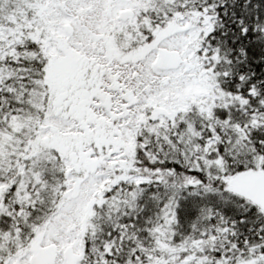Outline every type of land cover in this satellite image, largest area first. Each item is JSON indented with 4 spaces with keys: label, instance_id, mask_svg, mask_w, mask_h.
Masks as SVG:
<instances>
[{
    "label": "snow or ice",
    "instance_id": "1",
    "mask_svg": "<svg viewBox=\"0 0 264 264\" xmlns=\"http://www.w3.org/2000/svg\"><path fill=\"white\" fill-rule=\"evenodd\" d=\"M0 264H264V0H0Z\"/></svg>",
    "mask_w": 264,
    "mask_h": 264
}]
</instances>
